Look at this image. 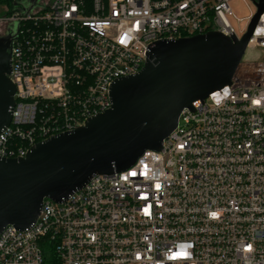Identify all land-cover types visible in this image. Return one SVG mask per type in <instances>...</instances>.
<instances>
[{"label":"built area","instance_id":"obj_1","mask_svg":"<svg viewBox=\"0 0 264 264\" xmlns=\"http://www.w3.org/2000/svg\"><path fill=\"white\" fill-rule=\"evenodd\" d=\"M251 1V0H250ZM252 3V1H251ZM14 105L0 159L110 108L156 42L217 32L239 39L230 0H16ZM234 19V18H233ZM264 50V12L246 52ZM256 102V103H254ZM183 253L182 259H170ZM0 264H264V54L184 108L159 151L65 200L44 199L26 230L0 232Z\"/></svg>","mask_w":264,"mask_h":264},{"label":"water","instance_id":"obj_2","mask_svg":"<svg viewBox=\"0 0 264 264\" xmlns=\"http://www.w3.org/2000/svg\"><path fill=\"white\" fill-rule=\"evenodd\" d=\"M251 1L255 12L239 39L208 32L154 43L137 73L111 84L109 109L35 144L23 158L0 159V232L28 229L44 199L60 203L91 177L112 176L145 150L159 151L184 108L230 84L264 12V0ZM14 30L17 23L0 37V132L14 105L8 77Z\"/></svg>","mask_w":264,"mask_h":264},{"label":"rangeland","instance_id":"obj_3","mask_svg":"<svg viewBox=\"0 0 264 264\" xmlns=\"http://www.w3.org/2000/svg\"><path fill=\"white\" fill-rule=\"evenodd\" d=\"M24 2L25 0H21ZM230 8L232 10L233 18H230L231 23L236 29H242L245 27L246 22L238 23L237 20L246 19L252 16L255 12V7L250 0H230ZM9 12V8L3 3H0V17L4 16ZM264 54L263 49H255L252 52H246L244 54V59L255 58L256 56H261Z\"/></svg>","mask_w":264,"mask_h":264},{"label":"flooded vegetation","instance_id":"obj_4","mask_svg":"<svg viewBox=\"0 0 264 264\" xmlns=\"http://www.w3.org/2000/svg\"><path fill=\"white\" fill-rule=\"evenodd\" d=\"M13 10H18V11L21 12L22 8L16 6V7L13 8ZM12 24L13 23H11V24H4V25H1L0 26V37H5L6 36V34L8 33V31L10 30V27H11ZM20 27H21V24H18L17 23V30H14V32H13L14 35L13 36H10L11 46L13 45V42L16 39V35H17Z\"/></svg>","mask_w":264,"mask_h":264},{"label":"trees","instance_id":"obj_5","mask_svg":"<svg viewBox=\"0 0 264 264\" xmlns=\"http://www.w3.org/2000/svg\"><path fill=\"white\" fill-rule=\"evenodd\" d=\"M0 3L5 4L7 8H9V11L11 12V10L14 8L16 4V0H0Z\"/></svg>","mask_w":264,"mask_h":264},{"label":"snow or ice","instance_id":"obj_6","mask_svg":"<svg viewBox=\"0 0 264 264\" xmlns=\"http://www.w3.org/2000/svg\"><path fill=\"white\" fill-rule=\"evenodd\" d=\"M254 103H256V102H254ZM182 258H184L183 253H176L170 257V259H182Z\"/></svg>","mask_w":264,"mask_h":264}]
</instances>
